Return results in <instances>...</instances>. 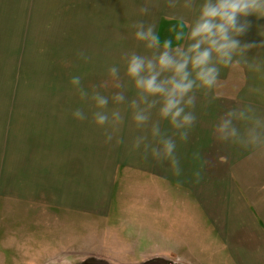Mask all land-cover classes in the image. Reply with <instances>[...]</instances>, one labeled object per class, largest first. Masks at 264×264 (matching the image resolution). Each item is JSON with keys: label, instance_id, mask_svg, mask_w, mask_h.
Returning a JSON list of instances; mask_svg holds the SVG:
<instances>
[{"label": "crops", "instance_id": "0c3cea01", "mask_svg": "<svg viewBox=\"0 0 264 264\" xmlns=\"http://www.w3.org/2000/svg\"><path fill=\"white\" fill-rule=\"evenodd\" d=\"M186 3L189 8L184 7ZM203 3L204 0H0V49L14 51L36 45L37 40L46 41L47 33L51 39L53 31H63L54 29V23L68 24L71 7L77 10L75 15L93 16V22L109 15L123 18L118 23L124 26L142 22L147 30L151 25L161 42L171 37L170 51L179 59V53L193 42L188 40V32ZM245 21L249 27L236 39L242 47H251L238 50L228 66L217 65L219 76L211 90L193 89L190 95L195 96V105L185 111H192L196 119L187 129H176L170 119L163 118V98L148 96L145 100V94L127 73L121 89L122 102L108 103L103 108H98L96 102L54 103L51 88L25 87L22 93L19 87H7L1 64L4 55H0V205L31 204L106 216L115 186L129 190L146 175L150 177L146 180L151 190L159 192L163 188L158 185L161 181L172 184L176 192L174 200L163 197L155 214L157 219H165L159 212L167 204L176 210L178 218L183 209L186 212L183 205L188 203L205 216L202 240L207 245H216L218 251L226 249L234 264H264V17L252 14L240 18L241 23ZM163 26L167 29L162 33ZM122 30L136 31L133 27ZM38 32L43 33L41 39L37 38ZM176 33H182L180 40L175 38ZM155 48L164 51L162 43ZM232 64L235 78L230 71ZM188 70L190 78L195 79L191 65ZM171 75L164 72L159 79ZM10 76L8 80L13 81ZM230 78L235 79L236 86L223 87L222 83ZM132 101H136L135 106ZM77 110L82 120L74 117ZM138 112L147 117L143 123L134 119ZM229 112L233 115L229 116ZM96 113L108 117L103 125L96 124ZM226 120L231 124L221 132ZM233 129L234 135L230 134ZM185 131L187 138L182 140L181 133ZM168 141L176 145L171 156L165 151ZM129 172L134 176L130 178ZM138 172L142 176H137ZM120 173L123 176L118 178ZM140 185L147 183L140 181ZM158 192H148L144 199L150 201ZM166 219L169 220L158 221L157 228L151 225L148 243L158 254L182 255L178 250L190 249V244L173 227L175 223L167 216ZM165 224L171 232H166ZM211 233L215 238H210ZM193 257L187 260L197 262L198 257Z\"/></svg>", "mask_w": 264, "mask_h": 264}, {"label": "rangeland", "instance_id": "374dc122", "mask_svg": "<svg viewBox=\"0 0 264 264\" xmlns=\"http://www.w3.org/2000/svg\"><path fill=\"white\" fill-rule=\"evenodd\" d=\"M76 12L69 8L67 25L54 23V29L63 31H53L49 40L47 33L46 41L37 40L36 45L14 51L0 49V55H4L1 64L6 71L4 82L7 87H19L22 93L25 87L51 88L54 103H93L97 94L106 97L108 103H117L114 97L117 93H124L121 89L130 56L135 53L146 59H156L162 52L155 47H145L147 41H138L135 32L123 31L125 27H135L119 24V16L98 17L101 21L93 22V16L75 15ZM164 27L160 32L167 29ZM36 35L41 39L43 33ZM167 38L170 40L171 37ZM230 66L235 78V65ZM112 67L117 69L114 77L109 74ZM10 75H13V81L8 80ZM76 76L80 83L72 85L70 81ZM222 85L235 87V79L230 78ZM120 149L123 152L124 146ZM122 176L120 173L118 178ZM132 176L133 172L129 177ZM146 179L150 180V177L145 175L143 180H138L147 185L141 186L140 181H136L138 185L132 184L126 191L119 189L117 184L106 216L88 210L43 208L31 204L0 205V264H61L64 259L70 264L90 260L108 264H141L157 258L173 263L178 255L158 254L147 238V231L152 232V226L157 228L158 223L169 220L166 216L190 244V249L182 247L178 250L183 255L179 256L184 258V264H234L226 249L218 251L216 245L210 247L207 241L202 240L206 219L197 208L195 211L187 203L183 205L186 212L183 209L177 218L176 210L167 204L163 212H159L165 219H157L155 214L163 197H173L174 200L176 192L172 184L161 181L158 185H163V188L160 187L159 192L151 190ZM153 191L158 192L159 199L157 195H152L150 201L149 198L144 199L148 192ZM165 230L171 232L166 224ZM151 237L154 240L156 234ZM210 238H215L213 233ZM193 256H197L199 262L187 260V257L194 259Z\"/></svg>", "mask_w": 264, "mask_h": 264}, {"label": "clouds", "instance_id": "9594fccd", "mask_svg": "<svg viewBox=\"0 0 264 264\" xmlns=\"http://www.w3.org/2000/svg\"><path fill=\"white\" fill-rule=\"evenodd\" d=\"M175 7L174 3H170ZM189 8V4H184ZM142 12H147V8H142ZM264 17V0H204L200 6L199 16L190 26L188 40L193 41L187 47L185 52L179 53V59L170 51L171 40L160 41L154 31V27L149 25L147 30L144 24L138 22L134 25L135 38L138 41H147L146 47L151 49L163 44L162 51L156 59H146L143 56L133 53L127 64V75L135 81V87L148 96H161L163 106L160 108V115L163 118L170 119L171 124L176 129L190 128L196 117L192 111L186 112V108H192L195 105V96L190 95L195 87H202L211 90L219 76L218 64L229 65L233 61L234 54L238 50L245 51L251 45L241 46L237 36L242 35L249 27L247 21L241 23V17L249 15ZM173 31H175L173 29ZM175 38L180 40L182 33H176ZM215 53L216 61L213 62ZM191 65L195 71V79L190 78L191 72L188 70ZM164 72H171L172 75L166 79H159ZM117 69H109L111 76H116ZM197 81L199 84L197 85ZM72 85H78L80 78L73 77L70 81ZM83 95V93H81ZM93 99L98 108H103L108 104V99L99 94ZM117 103L122 102L124 97L117 93L114 97ZM154 103V102H153ZM136 101H132L135 106ZM150 104L149 107H152ZM74 117L82 120V113L77 110ZM233 115L232 112L228 113ZM108 117L101 113H96L95 122L97 125H103ZM137 123H143L147 117L138 112L135 117ZM231 124V120H226L220 127V131H226ZM235 134V129L230 133ZM182 140L187 138V132L181 133ZM227 139V136L223 137ZM176 145L171 141L165 142V151L171 156ZM176 161L173 160V165ZM179 174V171H176ZM199 174H197L198 176ZM61 264H70V261L64 259ZM173 264H184L182 256H176Z\"/></svg>", "mask_w": 264, "mask_h": 264}, {"label": "water", "instance_id": "95a60500", "mask_svg": "<svg viewBox=\"0 0 264 264\" xmlns=\"http://www.w3.org/2000/svg\"><path fill=\"white\" fill-rule=\"evenodd\" d=\"M162 261V259L160 258H157V259H153V260H148L146 262H143L141 264H147V263H153V262H157V261ZM164 261V260H163ZM85 264H108L106 262H102V261H93V260H90V261H86Z\"/></svg>", "mask_w": 264, "mask_h": 264}, {"label": "flooded vegetation", "instance_id": "af4514ba", "mask_svg": "<svg viewBox=\"0 0 264 264\" xmlns=\"http://www.w3.org/2000/svg\"><path fill=\"white\" fill-rule=\"evenodd\" d=\"M79 264H85V262L84 263H79ZM147 264H173V263H169V262H165V261H157V262H153V263H147Z\"/></svg>", "mask_w": 264, "mask_h": 264}, {"label": "trees", "instance_id": "16d2710c", "mask_svg": "<svg viewBox=\"0 0 264 264\" xmlns=\"http://www.w3.org/2000/svg\"><path fill=\"white\" fill-rule=\"evenodd\" d=\"M163 33V32H162Z\"/></svg>", "mask_w": 264, "mask_h": 264}]
</instances>
